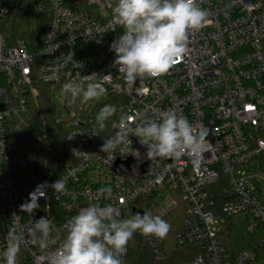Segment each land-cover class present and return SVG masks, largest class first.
<instances>
[{"label":"built area","instance_id":"built-area-1","mask_svg":"<svg viewBox=\"0 0 264 264\" xmlns=\"http://www.w3.org/2000/svg\"><path fill=\"white\" fill-rule=\"evenodd\" d=\"M34 2L35 12L46 13L49 23L41 46L33 51L2 31L10 8L0 0V253L9 231L26 232L33 221L46 217L52 228L48 247L26 238L17 264H49L65 239V223L81 208L111 204L122 219L150 210L165 216L181 196L189 207L178 240L199 249L178 264H264V177L247 176L244 170L264 154V0H197L208 15L201 29L188 33L186 54L168 73L135 83L119 73L110 50L123 33L113 26L116 0ZM93 73L105 100L93 108L96 99L63 94L73 107L66 119L74 161L62 174L49 171L40 181L32 170L35 153L19 134L30 120V98L39 94L36 83L63 91L65 83L75 81L86 88L85 75ZM106 105L116 112L101 128L96 115ZM169 110L206 132V151L199 163L187 154L152 161L132 186L112 168L130 157L138 139L130 136L128 146L121 144L114 152H101V146L115 137L122 115L134 126ZM59 178L66 181L63 191L48 187L33 217L21 212L37 185ZM102 187L111 188V194L97 199ZM238 215L245 216L249 232H257V241L255 248L232 255L223 232L227 218ZM137 234L154 260L143 264H164L163 239ZM128 254L127 247L122 259Z\"/></svg>","mask_w":264,"mask_h":264},{"label":"clouds","instance_id":"clouds-1","mask_svg":"<svg viewBox=\"0 0 264 264\" xmlns=\"http://www.w3.org/2000/svg\"><path fill=\"white\" fill-rule=\"evenodd\" d=\"M113 26L123 28V33L110 45L115 53L114 66L129 83L146 77L156 78L168 73L177 60L187 52L188 33L201 29L206 23L207 12L197 0H116L112 9ZM82 67V65H81ZM96 73L85 75L86 88L75 81L65 83V95L75 99L81 93L85 100L99 97L103 89L95 82ZM116 108L106 105L96 115L101 128L112 117ZM130 136H135L146 147L148 159L176 158L189 155L199 163L206 151V132L197 129L184 116L175 111H162L155 118H143L133 126L127 116H121L115 137L104 140L100 151L114 152L118 146H128ZM70 139V138H69ZM131 154L139 156L131 148ZM63 191L66 181L41 183L29 193L28 200L20 205L21 212L33 217L40 207L38 201L46 197V189ZM112 189H98L97 199L106 198ZM16 215L14 214L13 217ZM66 236L61 246L49 257V264H123L127 245L134 234L163 239L170 231V224L159 215L136 212L129 218H120L111 204L98 203L81 208L64 225ZM51 221L40 217L27 227L26 232L11 230L7 246L0 258L4 264H17L22 243L30 237L33 244L47 248Z\"/></svg>","mask_w":264,"mask_h":264},{"label":"trees","instance_id":"trees-1","mask_svg":"<svg viewBox=\"0 0 264 264\" xmlns=\"http://www.w3.org/2000/svg\"><path fill=\"white\" fill-rule=\"evenodd\" d=\"M10 8L9 16L4 19L2 31L10 35L11 39H22L31 50L41 46L49 17L46 13L35 12L34 0H4ZM39 94L30 98L29 124L35 133L40 135L36 142L38 146H49L53 154L33 164L32 170L39 175L42 181L45 173L51 171L55 175L62 174L73 163L67 147V135L72 128L67 121L62 120L63 114L58 110L53 97V85L36 83ZM264 163V154L260 157ZM189 205L181 196H177L176 206L165 216L171 228L167 236L163 238L167 257L164 264H178L190 259L197 254L199 245L180 244L178 234L183 231L184 221L187 217ZM152 215H157L151 210ZM244 215L227 218L223 239L226 249L235 255L237 252L255 248L257 232L247 230V222ZM129 254L123 258V264L154 263L145 241L136 233L127 245Z\"/></svg>","mask_w":264,"mask_h":264},{"label":"rangeland","instance_id":"rangeland-1","mask_svg":"<svg viewBox=\"0 0 264 264\" xmlns=\"http://www.w3.org/2000/svg\"><path fill=\"white\" fill-rule=\"evenodd\" d=\"M53 97L55 96V104L58 110L62 111L63 117L62 120L67 121V117L69 116V113L73 112V107L70 104V102L65 101V97L63 94H65L61 89H58L56 86L52 88ZM105 97L100 96L97 97L95 100V103L93 105V108L98 104L104 102ZM86 119V118H85ZM68 122V121H67ZM69 124V123H68ZM20 137L22 138V142L24 144L29 145L31 150L35 153L36 162L47 158L49 155L53 154V150L51 147L45 145L43 147L37 145V141L40 139V135L35 133V131L31 128L29 123H23L20 126L19 131ZM264 163L260 160L254 161L253 163L247 165L244 170L246 172L247 176H256V177H264V170H263ZM26 178L29 180L30 177L27 174ZM261 193L264 195V186L261 188Z\"/></svg>","mask_w":264,"mask_h":264},{"label":"water","instance_id":"water-1","mask_svg":"<svg viewBox=\"0 0 264 264\" xmlns=\"http://www.w3.org/2000/svg\"><path fill=\"white\" fill-rule=\"evenodd\" d=\"M133 150H138L139 156L131 154L127 160L118 161L112 168V170L115 173L126 176L132 186H134L137 183L139 177L146 171L147 166L150 162L156 160L170 159V158H155L151 160L148 159L146 156L147 149L146 147L140 145L139 141H136ZM258 187L259 185L257 184V188Z\"/></svg>","mask_w":264,"mask_h":264}]
</instances>
